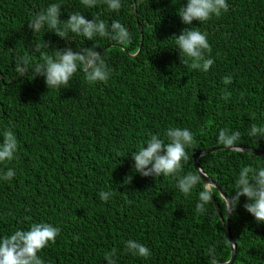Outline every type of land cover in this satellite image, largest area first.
Wrapping results in <instances>:
<instances>
[{
  "label": "trees",
  "instance_id": "1",
  "mask_svg": "<svg viewBox=\"0 0 264 264\" xmlns=\"http://www.w3.org/2000/svg\"><path fill=\"white\" fill-rule=\"evenodd\" d=\"M226 2L229 11L219 18L187 26L178 15L187 0H121L119 12L104 4L86 8L80 0H0V141L8 128L19 141L17 158L0 165L15 170L13 180H0V238L34 222L59 227L55 244L38 253L44 264H107L105 253L113 249L117 264H208L212 246L221 264L229 261L226 215L216 196L217 212L209 205L201 215L196 204L203 184L185 197L177 178L144 177L132 158L151 135L167 143L165 133L174 127L194 134L181 175L196 172L195 151L223 147L217 143L222 128L241 133L240 147L264 152V138L248 135L253 123L264 125V0ZM51 3L62 5L63 21L70 12L109 24L119 20L132 42L88 41L71 32L69 42L46 27L33 33L28 23ZM185 27L207 33L215 63L206 73L181 62L172 36ZM44 42L49 48L41 51L53 58L66 47H97L111 78L90 85L77 72L68 88L57 90L32 69L21 76L17 56H27L30 66L43 63L33 50ZM198 163L225 195H234L241 168L264 166V158L224 149ZM128 175L132 180L123 185ZM101 191L114 195L105 203ZM246 202L241 197L229 216L233 264H264V223L245 210ZM129 239L151 256L126 253Z\"/></svg>",
  "mask_w": 264,
  "mask_h": 264
},
{
  "label": "clouds",
  "instance_id": "2",
  "mask_svg": "<svg viewBox=\"0 0 264 264\" xmlns=\"http://www.w3.org/2000/svg\"><path fill=\"white\" fill-rule=\"evenodd\" d=\"M86 8L96 7L98 4L107 6L109 12H119L122 8L121 0H80ZM62 5L51 3L46 9L41 10L33 16L28 27L33 33H38L45 27L56 36L69 41V32L76 36H83L88 41L97 36L115 41L120 45L130 44L131 34L126 26L119 20H113L110 24L103 19L93 17L87 19L81 12L68 13L66 21L60 19ZM229 11L226 0H187L186 6L178 10V15L183 24L193 25V21L200 24L206 23L213 17L219 18L222 13ZM175 45L178 47L181 62L195 71L208 72L215 61L211 58L212 48L207 39V33L196 30L195 27H185L181 33L173 35ZM70 42V41H69ZM42 48H49L44 42L36 43L33 52H39L43 63L30 66L27 56H17L16 69L24 76L32 69L36 75L43 76L48 89L68 88L70 81L77 72H82L86 82L90 85L97 83L107 84L112 75V70L107 66L101 53L93 46L73 51L71 47L55 50V58L49 57L42 52ZM35 75V76H36ZM223 83H233V77H223ZM230 93L225 92L221 97L227 101ZM254 119V117H253ZM168 142L160 139L157 135H151L146 145L138 152L132 153L135 172L144 177H173L177 178V187L181 193L188 197L198 185L203 184L202 190L198 192V203L196 211L201 215L208 212V206L214 205L213 195L223 206V213L227 217L236 211L241 197H246L247 202L243 205L245 210L254 216L257 223H264V166L241 168L234 195H225L218 190L213 180L205 182L202 175L206 177L202 169L196 172L189 171L183 175L184 165L191 157L188 149L194 148V134L187 128H169L165 133ZM248 135L258 140L264 138V125L253 123ZM241 133L228 128L219 130L217 143L224 149L244 153L240 147ZM19 149V141L11 128L4 130L2 141H0V165H7L15 160ZM204 154H202L203 156ZM15 177L13 168L0 169V180L11 181ZM132 176L124 178L123 185L131 182ZM219 193V195H217ZM114 195L111 191H101L99 199L105 203ZM215 211L216 206H215ZM61 229L51 223H31L27 230L17 229L11 235L0 238V264H44V260L38 255L43 249L55 244ZM227 243L236 248V243L227 239ZM125 252L133 256L148 259L151 251L138 241L129 239L125 242ZM207 255L211 257L208 264H221L217 259L216 248L208 249ZM116 250L106 252L104 259L107 264H117L115 259ZM224 264H230L225 261Z\"/></svg>",
  "mask_w": 264,
  "mask_h": 264
},
{
  "label": "water",
  "instance_id": "3",
  "mask_svg": "<svg viewBox=\"0 0 264 264\" xmlns=\"http://www.w3.org/2000/svg\"><path fill=\"white\" fill-rule=\"evenodd\" d=\"M243 149L245 150L244 153L252 154V155H255V156H259V157L264 158V152L256 151V150H253V149H250V148H243ZM219 150H224V148L223 147H220V148H211V149L203 150V151H195L193 153V155H192L193 161H194V168H195V170L197 171V169L200 168L199 167V163H198V159L200 157H202V154L206 155L208 153H214V152L219 151ZM202 179H204L205 182L211 180L209 177H207V176L205 177L203 175H202ZM217 188H218V190H220L219 187H217ZM229 216L228 217L226 216L225 220H223L222 218H221V220H222L223 224L226 226V231H227L228 239L233 242V239H232L231 234H230V229H229ZM234 259H235V249L233 250V248L231 247V256H230V259H229L230 264H233Z\"/></svg>",
  "mask_w": 264,
  "mask_h": 264
}]
</instances>
